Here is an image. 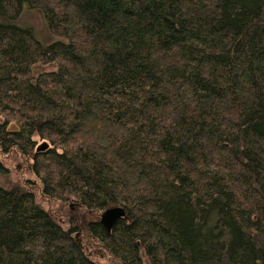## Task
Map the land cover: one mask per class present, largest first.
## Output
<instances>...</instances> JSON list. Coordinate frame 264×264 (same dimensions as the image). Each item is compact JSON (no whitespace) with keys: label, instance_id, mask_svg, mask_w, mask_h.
I'll return each mask as SVG.
<instances>
[{"label":"trees","instance_id":"16d2710c","mask_svg":"<svg viewBox=\"0 0 264 264\" xmlns=\"http://www.w3.org/2000/svg\"><path fill=\"white\" fill-rule=\"evenodd\" d=\"M13 150L45 195L125 208L111 232L88 222L112 264H264V0H0ZM6 186L0 264H98L76 227Z\"/></svg>","mask_w":264,"mask_h":264},{"label":"rangeland","instance_id":"374dc122","mask_svg":"<svg viewBox=\"0 0 264 264\" xmlns=\"http://www.w3.org/2000/svg\"><path fill=\"white\" fill-rule=\"evenodd\" d=\"M23 28H32L35 37L45 46L52 44L56 37L52 35L47 28V24L43 15L36 10H26L22 16V21L19 20ZM53 66H38L42 71H51ZM0 159L8 167L6 174H0V184L7 185L16 183L21 186H26L35 195V199L40 205L46 206L54 215L56 220L66 229L70 226L77 228L76 235L79 240H82L88 254L94 258L98 264H112L113 257L109 252L101 246V243L91 237L88 232V222L92 220H100L104 212H91L85 208H81L78 204H72L69 201H62L58 198H53L45 195L42 192L40 182L35 178L31 172V165L33 161L30 158L24 157L17 150H13L11 154H2L0 152ZM10 165V166H9ZM6 186V187H7Z\"/></svg>","mask_w":264,"mask_h":264},{"label":"bare ground","instance_id":"6f19581e","mask_svg":"<svg viewBox=\"0 0 264 264\" xmlns=\"http://www.w3.org/2000/svg\"><path fill=\"white\" fill-rule=\"evenodd\" d=\"M118 207V208H123L124 209V212H125V214L123 215V216H121L119 219H117L116 220V222H114L113 224H112V226L110 227V228H108V226H106V225H108V223H112V222H110V221H112V219L114 218H112L111 217V215H112V213H111V211L113 210V209H116V208ZM113 208V209H112ZM126 215H127V212H126V210H125V208L124 207H122V206H114V207H110V208H108V209H106L103 213H102V215H101V219L99 220L100 221V223L107 229V231H109V232H111V230L113 229V227L118 223V221L120 220V219H122V218H124V217H126ZM75 238L85 247V245H84V243H83V241H81L82 240V238H81V240H79V238H77L76 237V235H75ZM139 244L137 243L136 244V246H138ZM88 252V251H87ZM93 258V257H92ZM140 258V257H139ZM94 259V258H93ZM119 262V261H118ZM117 262V263H118Z\"/></svg>","mask_w":264,"mask_h":264},{"label":"water","instance_id":"95a60500","mask_svg":"<svg viewBox=\"0 0 264 264\" xmlns=\"http://www.w3.org/2000/svg\"><path fill=\"white\" fill-rule=\"evenodd\" d=\"M111 213H112L111 217L112 218L114 217V218L112 219V221H110L112 223H108V225H106V226H108V228H110L112 226V224L114 222H116L117 219H119L121 216H123L125 214L124 209L123 208H118V207L116 209H113L111 211Z\"/></svg>","mask_w":264,"mask_h":264}]
</instances>
